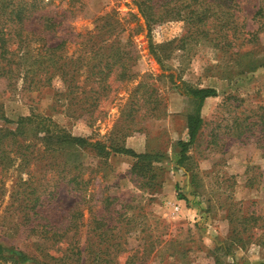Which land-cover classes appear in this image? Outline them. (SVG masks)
I'll use <instances>...</instances> for the list:
<instances>
[{
	"label": "rangeland",
	"instance_id": "obj_1",
	"mask_svg": "<svg viewBox=\"0 0 264 264\" xmlns=\"http://www.w3.org/2000/svg\"><path fill=\"white\" fill-rule=\"evenodd\" d=\"M139 1L51 0L56 11L68 8L60 30L61 36L71 40L68 56L78 55L82 40L78 34L102 28L103 43L116 40L132 50V71L138 77L127 82L111 75L110 92L96 110L83 115H77L75 106L69 107L68 101L59 99L56 92L64 86L59 79L52 87L33 92L22 90L21 84L12 91L0 80L4 115L0 128L7 132L5 129L15 128L19 118L40 115L92 143L102 140L109 144L113 139L137 153H165L167 158L157 163L161 170H157L154 182L158 184L153 186L148 177L133 170L135 159L131 156L111 154L101 159L88 147L79 157L86 170L82 185L85 192L81 196L63 182L49 207L48 218L37 221L39 234L31 233L19 209L24 189L40 188L53 174L52 182L57 180V173L51 172L48 165L57 154L43 152L41 142L36 141V147L29 149L34 155L29 160L11 153L12 160L3 170L0 164V243L40 257L38 244L46 243L44 226L49 223L65 227L69 221L66 217L80 211L76 239L80 248L88 247L82 257L95 264L92 261L99 254L97 246L107 244L92 237L93 214L111 202L108 197H116L111 205L119 211L114 214L118 225L114 232L122 228L126 235L114 241L122 243L116 258L114 254L108 256L115 264H264L263 150L254 138L241 142L234 135L236 123L244 126L257 115H264V65L248 71L250 58L236 56L239 46L215 45L209 39L191 35L187 21L182 19L152 25L149 36L147 31L140 33L133 16ZM258 3L243 1L246 30H257L259 26L251 19ZM258 37L255 44L241 49L242 53L251 50L255 61L264 59V31ZM235 57L240 60L235 62ZM86 78L82 75L78 84L89 90ZM141 78L156 88L155 96L162 99V106L167 105L166 115L158 119L149 114L143 119L142 114L128 115L130 110L125 104ZM181 80L214 87L220 93L207 99L202 108L205 125L191 148V159L185 165L187 174L175 167L177 141L188 139L187 115L192 110L191 100L172 88ZM181 191L187 195L186 200L179 199ZM251 215L261 219L255 222L249 219ZM67 243L52 245L50 253L61 255ZM0 264L14 263L0 259Z\"/></svg>",
	"mask_w": 264,
	"mask_h": 264
},
{
	"label": "trees",
	"instance_id": "obj_2",
	"mask_svg": "<svg viewBox=\"0 0 264 264\" xmlns=\"http://www.w3.org/2000/svg\"><path fill=\"white\" fill-rule=\"evenodd\" d=\"M243 1L141 0L137 4L138 12L133 16L136 18L139 32L147 31V36L151 33L152 25L158 22L185 20L192 30L191 35L209 39L215 42V45L239 46L236 56L250 58L247 70L253 71L257 66L264 65V59L255 61L251 50L242 53L241 49L246 44H255L259 39L258 33L264 31V0H259L257 10L251 15V19L259 24L257 30H246L247 16L243 14ZM51 3V0H0V80H3L6 87L12 91L21 84L22 90L33 92L50 88L53 81L59 79L64 85L60 93L56 92L61 96L59 99L68 101L69 107L75 106L77 109V115H83L85 112L96 110L100 100L110 92L108 78L111 75H116L119 81L136 80L138 74L132 71L134 54L128 49L127 44L122 45L119 41L103 43L101 28L95 32H87L86 35L78 34L82 39L77 50L78 55L68 56L67 45L71 40L65 35H60L61 27L64 25V13L68 8L56 11L51 7ZM236 60L240 59L235 57L234 61ZM85 74L86 81L90 83L89 90L78 84ZM170 78L175 82L172 74ZM134 86L130 101L128 99L129 102L125 104L129 107V116L137 117L142 114V119L149 115L158 119L166 115L167 105L162 106V99L155 96L156 88L152 87L151 83L141 78ZM172 88H176L192 102V110L187 115L188 139L178 140V151H175L177 156L175 167L178 170L184 169L187 174L185 165L191 159V148L200 138L205 125L202 108L207 99L218 97L220 93L214 87H199L185 80H181L180 84L177 83ZM3 116L0 105V118ZM235 125L234 135L241 142L254 138L264 155V115H257L256 120L245 123L244 126L243 123ZM5 130L7 132L0 128L2 170L11 162V153L26 160L32 158L34 155L29 149L36 147V141L41 142L43 152L57 154L54 161L48 163L50 171L57 173V180L52 182L55 177L53 174L51 179L44 180V185L40 188L38 186L24 189L26 192L20 199L19 209L24 224L35 234L39 232L36 230L39 224L37 221L48 218L49 207L55 202L54 199L63 182L81 196L85 192L82 185H85L86 170L79 159L81 151L90 147L101 159H107L111 154L129 155L135 159L133 170L148 177L153 186L158 184L154 180L158 177L157 170H161L157 163L167 158L165 153L159 152L137 153L113 139L109 144L102 140L92 143L88 138L74 136L51 118L40 115L21 117L16 121L14 129ZM117 137L121 136L117 134ZM69 174L73 176L68 179ZM178 197L182 200L187 199V195L182 191ZM108 200L111 202H108L103 210L93 214L95 227L91 231L92 237L105 240L107 244L103 248L97 246L101 255L95 254L92 261L95 264H115L108 256L114 254L116 258L122 243L120 240L114 241L126 235L122 228L114 232L118 228L114 222L116 219L114 214L119 211L111 205L117 198L108 197ZM80 214V211H73L70 218L67 216L66 219L69 221L65 227H56L49 223L44 226L42 232L45 234L46 243L38 244L40 257L0 243V259L14 264H92L87 258L82 257L88 247L80 248L76 239L77 220ZM249 219L257 222L261 217L251 215ZM66 240L68 243L67 246H61L63 249L61 255L55 257L50 253L52 245L56 243L62 245Z\"/></svg>",
	"mask_w": 264,
	"mask_h": 264
}]
</instances>
